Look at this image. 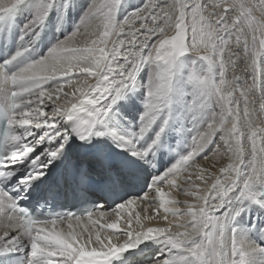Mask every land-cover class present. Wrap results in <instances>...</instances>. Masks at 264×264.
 Wrapping results in <instances>:
<instances>
[{
	"label": "snow or ice",
	"instance_id": "1",
	"mask_svg": "<svg viewBox=\"0 0 264 264\" xmlns=\"http://www.w3.org/2000/svg\"><path fill=\"white\" fill-rule=\"evenodd\" d=\"M123 3L90 0L70 34L22 60L50 12L69 2L0 0V32L19 10L30 11L21 46L0 59V257L113 264L151 241L159 245L152 264H264V246L246 234L264 241V220L254 217L246 231L236 223L248 207L264 216V0H143L118 19ZM146 68L139 127L119 135L106 121ZM183 97L188 151L139 194H120L139 179L127 161L84 151L65 163L75 137L84 149L108 138L154 165L175 98ZM220 159L227 162L217 168ZM94 191L102 195L89 200ZM173 192L193 202L181 206ZM69 196L92 207L36 219L22 204L56 207ZM140 205L143 216L134 211Z\"/></svg>",
	"mask_w": 264,
	"mask_h": 264
},
{
	"label": "bare ground",
	"instance_id": "2",
	"mask_svg": "<svg viewBox=\"0 0 264 264\" xmlns=\"http://www.w3.org/2000/svg\"><path fill=\"white\" fill-rule=\"evenodd\" d=\"M143 2V0H126L124 2L123 5V13H129L131 12L134 8H137L136 6L140 5ZM76 12H74V14H69V22H68V26H63L61 27V22L62 18L57 19L55 22V25L51 27L50 31H47L43 37H39V43L41 44V49L38 47L39 45H35L33 44L31 46V52L29 53V55L27 54L26 58H21L23 59H28V60H35L36 58L41 57L42 55H44L46 52L44 51L45 47L48 46L47 44H49V46L53 43L55 44L57 40H59L62 37H59L60 34L65 35V32H69L71 30H73L74 27V23H77L81 17V15L84 13V10L87 8L88 4L90 3V0H76ZM75 5V4H74ZM73 7V6H72ZM139 7V6H138ZM78 8L80 10H78ZM25 8H22L21 10H19L16 14H15V20L18 26H16V29L14 31L13 34L18 33L20 35V29L22 28L21 24H24L29 18H30V11L26 10L24 11ZM57 11V10H56ZM55 15V12L52 11L49 14V21H52L50 19V16ZM73 16H74V21H73ZM56 17V16H55ZM54 17V18H55ZM52 18V17H51ZM73 21L71 22L70 21ZM15 23V25H16ZM52 23V22H51ZM53 24V23H52ZM66 28H69L68 30ZM62 29V32L59 31ZM4 35L7 34V32H2ZM37 39V40H38ZM28 41L26 40L24 43H27ZM16 49L21 46L20 42L18 41L16 43ZM37 52H40V55H37ZM13 54V53H12ZM2 58H4V53H1L0 55ZM146 71L147 74H142V72H140L136 78V81L134 83V85L130 88V90H127L125 92V95L123 97V101L125 102L124 104L121 103V100L118 102V104L114 107L113 112L110 114L109 116V121H113L116 118V113H115V108L117 107L118 109V114H123V118L126 122H128L126 129L133 133L135 132L138 127H139V118L138 114L136 115V117L134 118V112H135V108L132 106L131 110L132 112H125L124 110H126V106L129 104V102L133 99V96L137 93L139 94L141 97H139V101L137 100L138 103L141 102L142 99H144V96L140 93V86L143 85L145 87V85L147 84V81L149 79V69H144ZM143 87V88H144ZM130 92H133L132 94L129 95ZM187 100V99H186ZM177 106V105H176ZM184 109L186 110V105H184ZM175 118L181 119V112H179V110H177V113L175 112ZM108 122V119H107ZM190 122V118L188 120L187 123ZM109 123V122H108ZM182 127H185L182 124ZM181 127V128H182ZM180 128V130H181ZM172 129V128H170ZM111 131H114L111 129ZM227 161L224 159H220V160H216L215 161V165L218 168L220 164L226 163ZM201 165L202 166H206L209 168V170H213V164L209 163L208 161H201ZM146 174H148V172H146ZM197 184H200L199 181H196ZM201 188H203L204 186L201 184L200 185ZM173 197H175L177 200H179L181 202V206L183 205V202L185 200H187L189 203L193 202L192 199L190 197H185L183 194H176L175 192H173ZM144 207L145 205H140L139 207H135L134 211L139 213L141 216H143L144 214ZM148 213L152 214L153 213V209L151 207L148 208ZM255 217V219L257 218V222H261V220H264V216H262L258 210H256L255 208L252 207H248L246 209L245 212H243L241 214L240 217L237 218V225L242 229L246 231V227L247 225H249L253 218ZM250 239L254 240L257 243H260L262 246H264V241H260L257 240L256 236L254 233H246ZM156 243L152 242L149 246H147L144 250V252H142L141 249H139L138 251H136V255L135 257L128 259L127 257H125L124 260H120L118 263L116 264H152V261L154 259V254H157L159 252V245H155ZM155 252V253H154ZM154 253V254H153ZM153 254V256H151ZM134 258L137 259V261L134 262Z\"/></svg>",
	"mask_w": 264,
	"mask_h": 264
},
{
	"label": "rangeland",
	"instance_id": "3",
	"mask_svg": "<svg viewBox=\"0 0 264 264\" xmlns=\"http://www.w3.org/2000/svg\"><path fill=\"white\" fill-rule=\"evenodd\" d=\"M75 1L76 0H68V2H69V7L70 8H73L74 9V12H76V8L77 7H75L76 6V3H75ZM126 0H124V2H125ZM63 3H64V0H60V5H63ZM75 4V5H74ZM123 5H124V3L122 4V6H121V9H120V11H119V13H118V19H122L125 15H127L128 13H123ZM73 6V7H72ZM139 6V5H138ZM138 6H136V7H138ZM68 7V8H69ZM27 9H25L24 11H26ZM61 11L60 13H62L64 10H62L61 9V7H57V8H54L53 9V11L55 12V11ZM78 10H80L79 8H78ZM65 13H67V11L65 10ZM58 14H55V15H52V16H50V19L52 20V23L53 24H51V26H54L55 25V22H56V20H53V19H55L54 17L55 16H57ZM52 17V18H51ZM63 20V19H62ZM70 21H71V19H70ZM71 22H73V21H71ZM22 25V24H21ZM76 25V23H74V26ZM74 28V27H73ZM72 31V30H71ZM71 31L69 32V34L71 33ZM63 32H65V31H63ZM62 32V33H63ZM68 33V32H67ZM65 34H66V32H65ZM61 36H63L62 34H60V36L59 37H61ZM62 38H64V37H62ZM62 38H60V39H62ZM47 45H49V44H47ZM192 60H193V58L191 57V56H185V57H182L181 58V63L182 64H184V65H188V64H190L191 62H192ZM142 74L144 75V74H147L146 73V71L145 70H143L142 71ZM144 86L143 85H141L140 86V93L143 95V96H145V87L143 88ZM177 99H181V100H183V101H185V102H183V104H182V106H180V107H182V109H180V107H179V105H178V103H177ZM187 97H183V98H176V100H175V102H174V104H173V106H172V108L174 109V113L176 112L177 113V110H179L180 109V111L181 110H183L184 109V105H186V103H187ZM177 105V106H176ZM179 108V109H178ZM185 110V109H184ZM174 117H176L175 115H174Z\"/></svg>",
	"mask_w": 264,
	"mask_h": 264
}]
</instances>
